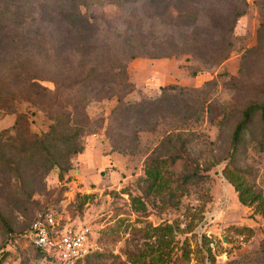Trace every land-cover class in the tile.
Returning a JSON list of instances; mask_svg holds the SVG:
<instances>
[{"label": "rangeland", "instance_id": "374dc122", "mask_svg": "<svg viewBox=\"0 0 264 264\" xmlns=\"http://www.w3.org/2000/svg\"><path fill=\"white\" fill-rule=\"evenodd\" d=\"M263 103L264 0H0V264H59L23 236L50 212L93 226L79 264H264V217L225 175L264 196L261 112L233 145ZM52 125L84 146L61 169L33 140ZM153 154L181 156L173 186L201 176L145 191Z\"/></svg>", "mask_w": 264, "mask_h": 264}, {"label": "trees", "instance_id": "16d2710c", "mask_svg": "<svg viewBox=\"0 0 264 264\" xmlns=\"http://www.w3.org/2000/svg\"><path fill=\"white\" fill-rule=\"evenodd\" d=\"M259 112H261L262 114L264 138V103L251 104L243 111V117L238 122L233 132V145L235 153L238 151V147L243 142L244 137L246 136V132L253 121V118ZM19 121L20 120L18 119L17 123H19ZM80 137L81 133L79 131L64 132L58 130V127L56 125H52L49 131L43 133L41 136H34L33 140L39 143L42 146L44 153L48 155L46 159L50 166H57L61 169L63 167V162L67 164V161H69L71 156L82 152V150L84 149L83 144H81L80 142ZM179 159H181V156L176 154L170 156H155L153 154L147 160L145 165L147 182L145 191L162 192L163 190L168 189L171 192V195L176 193V191H186L187 184L191 183L194 177H200L201 174L197 170L185 173L183 174V177H181V179L177 181L176 185H171V182L168 179V170L171 167L175 166ZM186 169L188 170L189 167H187ZM67 171L68 170L66 167L64 170H60V179L64 177ZM225 175L229 182L239 192L240 201L243 204L248 205L255 203L259 208L260 213L264 217V196L260 192L255 190L252 186H250V181L248 180V175L250 176V172L248 171V169L239 168L233 161L232 164H228V166L225 168ZM22 182H24V180ZM133 202L139 203V205H144V203L141 202V199L137 197L133 198ZM0 217H2L1 213ZM30 245L42 253L45 252L44 250L32 244ZM92 252L93 251L79 260L77 264L85 261V259H87L92 254Z\"/></svg>", "mask_w": 264, "mask_h": 264}, {"label": "built area", "instance_id": "2783aa9c", "mask_svg": "<svg viewBox=\"0 0 264 264\" xmlns=\"http://www.w3.org/2000/svg\"><path fill=\"white\" fill-rule=\"evenodd\" d=\"M94 234L90 224L64 222L50 212L39 214L23 236L59 264H77L93 251Z\"/></svg>", "mask_w": 264, "mask_h": 264}]
</instances>
